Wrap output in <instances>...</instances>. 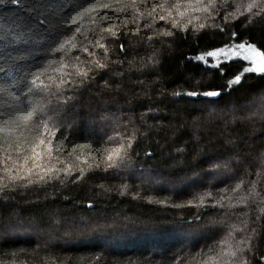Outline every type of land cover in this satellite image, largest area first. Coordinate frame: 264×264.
<instances>
[{
  "label": "trees",
  "instance_id": "obj_1",
  "mask_svg": "<svg viewBox=\"0 0 264 264\" xmlns=\"http://www.w3.org/2000/svg\"><path fill=\"white\" fill-rule=\"evenodd\" d=\"M261 56L264 0H0V264H264Z\"/></svg>",
  "mask_w": 264,
  "mask_h": 264
},
{
  "label": "snow or ice",
  "instance_id": "obj_2",
  "mask_svg": "<svg viewBox=\"0 0 264 264\" xmlns=\"http://www.w3.org/2000/svg\"><path fill=\"white\" fill-rule=\"evenodd\" d=\"M12 3L14 4H19L21 3V0H11ZM74 19V18H73ZM240 48H244L245 46L244 45H239ZM250 51H253L255 52L254 49H249ZM221 53H209L208 55L210 56H218L220 55ZM256 55H260L259 53H256ZM201 59H203V57H201ZM261 60H264V56H261ZM250 71L253 70V69H249ZM261 71H264V66H262L260 68ZM237 80H239V77H237ZM34 83V82H33ZM4 88L3 87H0V97L3 96L4 94ZM207 95L209 96H215V95H218V93H215V92H210V93H207ZM4 104H5V101L0 99V133H3L5 132V125L7 124V120L4 118L5 117V112H4ZM31 110H29V112L27 113V115H25L23 117L24 120H28L31 118ZM9 119H11V114H9ZM0 139H2V137H0ZM41 143H43V141H41ZM112 157L110 156L109 157V160H111ZM239 188H240V185H237V187L234 189V191H239ZM253 194H255V185H253L252 189L250 190ZM244 199H247L246 197ZM260 203L261 204H264V199L260 200ZM260 211L262 213H264V208H261ZM239 230V229H237ZM232 235L231 232H229L227 234V236H225L222 240L218 241L217 244L220 245V249L219 251H217V254L215 256H208L207 260L203 261V264H209V262H211V264H220V261L224 258V257H231L232 259H235L236 258V253L229 250V249H226V245L228 244V237H230ZM210 250H215V249H210ZM205 255H207V253H205ZM45 259H48L47 256L44 257ZM97 259H99V257H97ZM53 264H55V261H53ZM199 264V262H198ZM225 264H231V260L229 261H226Z\"/></svg>",
  "mask_w": 264,
  "mask_h": 264
},
{
  "label": "rangeland",
  "instance_id": "obj_3",
  "mask_svg": "<svg viewBox=\"0 0 264 264\" xmlns=\"http://www.w3.org/2000/svg\"><path fill=\"white\" fill-rule=\"evenodd\" d=\"M243 50H246L247 48L246 47H244V48H242ZM256 51L255 52H253V51H249V52H247L246 53V56L248 57V58H252V59H254V61H256V62H259L260 61V56H258V55H256ZM234 54H238V52H236V51H234ZM261 63V62H260ZM259 68H261V64L259 65Z\"/></svg>",
  "mask_w": 264,
  "mask_h": 264
},
{
  "label": "bare ground",
  "instance_id": "obj_4",
  "mask_svg": "<svg viewBox=\"0 0 264 264\" xmlns=\"http://www.w3.org/2000/svg\"><path fill=\"white\" fill-rule=\"evenodd\" d=\"M262 61V60H261ZM39 188H40V185H39Z\"/></svg>",
  "mask_w": 264,
  "mask_h": 264
}]
</instances>
